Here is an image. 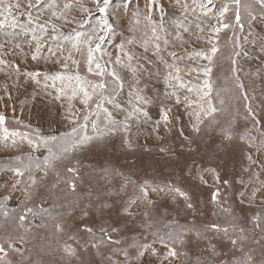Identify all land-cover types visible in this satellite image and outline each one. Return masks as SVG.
I'll list each match as a JSON object with an SVG mask.
<instances>
[{"label":"snow or ice","instance_id":"obj_1","mask_svg":"<svg viewBox=\"0 0 264 264\" xmlns=\"http://www.w3.org/2000/svg\"><path fill=\"white\" fill-rule=\"evenodd\" d=\"M152 2L155 3V0ZM109 3L110 0H94L95 8L102 18L96 25H91L88 19L77 20L68 15L74 7L78 11L91 13L92 9L85 7L80 0H68L62 6L57 4L56 0H52L48 4L50 16L43 21L39 15L33 17L31 11L34 7H41V0H36L35 4L33 0H0V32L8 38L0 43V66H3L0 67V71L12 70L14 67L18 77L24 75L37 80L38 83V77L41 76L39 71L24 72L18 64L13 66L11 61L2 57L19 51L25 61L29 56L32 61H38L46 38L63 40L64 43L58 45L46 58V62L59 65L61 71L52 74L51 84H45L44 87L55 89L50 95L55 101L60 102L62 108H65L67 112L65 119L73 125L70 132L60 133L59 136L42 135L39 129L33 130L34 135L27 131H9L6 126L7 117L0 112V131H2L0 147L17 149L20 152L12 163L0 169L11 173L9 178L0 184V187L5 189L4 194L0 195V264H183L182 258L187 256L185 249L207 240L209 232L222 234L228 239L232 249L231 256L217 251L215 246H210L207 249L208 256L198 257L196 264H257L251 251L246 250L248 229L243 225L230 221L226 225L212 223L201 229L196 228L194 224H181L176 218L181 213L185 215L191 213L195 216L198 211L195 190L200 185L209 186L208 177L211 178V186L214 189L211 203L222 207V188H230L232 182L228 179L222 180L219 166L213 167L211 162L216 160L226 162L240 144L244 145V159L248 162V166L244 167L243 171L249 174L247 182L243 178L237 181L245 187V191L239 193L241 202L247 199L248 203L252 204L256 202L259 193L261 196L259 207L264 209V180L260 179L261 173H264V120L250 104L246 105V111L251 121V128L241 132L232 122L218 124L213 118L208 125H205L213 135L204 142L203 149L197 143L198 140L203 139L200 133L204 118L220 110L212 104L211 74L215 57L220 51L219 33L229 28L244 30V22L240 16L241 0H230V3L219 6L214 0H200L199 3L193 0L195 7L181 5L185 13L184 20L174 22V39L183 45L185 42L183 34L191 33L197 41L204 40L209 48L178 55L175 51H168L170 41L167 39L164 40L163 47L159 43L154 44L153 55L159 58L166 69L163 73L166 88L164 98L173 102L175 106L186 105L189 116L188 127L193 134L186 135L184 127L178 129L179 136L184 142L179 154L175 149L165 147L159 149L168 157L167 163L176 164L180 175H175L173 171L171 177L164 180L140 179L137 176V161L134 159L127 162V172L111 165L99 169L93 167L92 172H98L106 181L120 177L116 194L120 196L123 193V196L118 207L115 202L108 203L105 200L94 202L89 199L86 203H81L82 197H77L75 200H67L65 197L66 202L59 205L63 211L55 210V206H47L49 197L58 195L57 189L62 193L77 194L79 185L85 179V173L82 171L84 167L82 154L106 153L109 148H114L111 142L116 136L120 137L124 149L133 150V137L138 134L132 131L133 121L139 123L140 116L147 117V112L143 111L141 105L151 101L143 95L139 69L132 65L135 56L131 49H126V45H133L135 41L128 39L118 44L116 47L121 55L115 57L105 52L102 47L108 34L113 31V25L108 19ZM230 4L236 9L234 22L227 17ZM253 5L258 7V12L253 10ZM197 9L203 20L195 23L193 30L190 26L191 22L186 24L184 21L187 20L189 11L195 13ZM247 14L249 27L256 21L264 24V0H252V4L247 6ZM18 16H27L26 23H19ZM54 20L63 23L57 24ZM204 21H209L206 27ZM136 23H140L139 19ZM73 24L78 27L73 28L69 33L60 31L63 26ZM159 28L164 31L162 24ZM156 32L157 27L153 26V36L159 41L160 37ZM200 33H208V35L201 36ZM148 43L144 41L145 50ZM231 43L233 45V51L229 56L231 71L236 88L244 92L245 86L240 80L237 58H248L250 46L255 58L264 66V35L254 36L249 32L248 37L241 41L236 38L234 31ZM25 45L30 50L27 53L24 52ZM165 52L171 58V62L165 58ZM77 55L86 62L87 72L99 77L100 80L94 81L80 75L81 61L76 58ZM105 56H108L107 60H104ZM185 56L188 60L207 61V64L185 65L182 69L176 62L183 60ZM125 57L126 62L123 60ZM109 64L114 65L111 70L107 67ZM115 66L127 68L132 73L133 83L129 85L132 90L129 101L131 109L125 113L122 120L117 119L111 111L103 109L104 119L101 121L97 111L95 113L97 119L91 122L92 133L89 134L86 129L90 116L93 115V104L97 110L102 109L100 101L104 99L103 94L107 88L104 78L108 76L112 78L113 95L124 86V80ZM72 69L75 71L73 72ZM193 73L196 74V79L201 81L200 83L185 81L184 77H191ZM256 75L264 80V67L258 69ZM5 76H9L7 71ZM43 76L48 79L49 73H43ZM57 81L60 82L59 86ZM25 82L17 79L11 86L5 83L3 86L5 95L0 96V101H4L5 98L11 101L10 87L17 88ZM192 95L195 99L191 98ZM96 97H99V100L94 99ZM243 98L249 99L246 93ZM108 102L115 103L112 99ZM76 103L81 107H76ZM220 103L222 105L223 100ZM116 107L120 106L116 105ZM15 111L13 108V114ZM121 111L124 110L121 108ZM160 112L165 130L171 132L173 125L169 113L172 112V106L162 104ZM13 119L16 124L24 128L30 127L15 115ZM175 119L179 121V117ZM81 131L84 132L83 135L79 134ZM159 132L160 121H156L152 133L157 139H162ZM25 142L31 150L27 154L23 153ZM40 148H45L48 152L42 162L32 155V152ZM145 151L149 149L145 148ZM185 152L187 156L182 160ZM253 166L259 170L253 171ZM50 174L54 176V180L47 183ZM60 185H63V188ZM248 188L251 190L247 191ZM17 191L22 193V199L17 207L9 208L8 202L13 199V193ZM77 209L78 216L74 215ZM170 209L176 215L171 220H167ZM222 210L231 214L230 209L222 208ZM112 211H115V218L111 216ZM37 218L42 220L40 227L47 228L51 222L53 229L51 239L55 244H50L44 251L47 255L55 257L52 260H33L32 256H25V252L28 251L26 236ZM249 222L252 224L253 233L259 231L262 234L261 239L253 238V242L261 245L264 255V243H262L264 211L254 214ZM161 223L163 229L160 227ZM12 255L19 257V260L14 261ZM260 264H264V259Z\"/></svg>","mask_w":264,"mask_h":264},{"label":"rangeland","instance_id":"obj_2","mask_svg":"<svg viewBox=\"0 0 264 264\" xmlns=\"http://www.w3.org/2000/svg\"><path fill=\"white\" fill-rule=\"evenodd\" d=\"M36 0H33L35 4ZM52 0H41V7H34L32 11L33 17L39 15L40 19L43 21L50 16V10L48 9V4ZM68 2V0H56V3L63 5V3ZM200 0H197L199 3ZM85 7L92 9L91 13H85L78 11L75 7L68 14L70 17H75L77 20L88 19L89 24L96 25L102 17L101 14L96 10L94 0H80ZM216 5H221L223 3H230V0H214ZM191 5L193 0H155V3L152 0H110L108 8V19L109 22L113 25V31L108 34L103 44V49L105 52L111 54L113 57L121 55L118 48V44L128 40L133 39L135 43L133 45H126V49H131V52L134 54L135 59L132 61L133 67L139 69L140 75V87L143 89V95H145L151 102L148 104L141 105L144 112H147V117L140 116L139 123L133 121V133H138L134 135V149L129 151L124 149L121 146V139L119 136H116L112 140L114 148H109V150L104 154H97L96 152L84 153L81 155V159L84 167L82 171L85 173L84 182H82L78 189L77 194H67L59 192L57 189L58 195L49 197L48 207L55 206V210L63 211L59 208L60 204H64L65 197L67 200H75L77 197H82L81 203H86L89 199L92 201L105 200L108 203L115 202L117 207L119 206L121 196L123 193L118 196L116 194V189L120 185V177L117 176L112 178L110 181L104 180L98 172H92V168L95 167L99 169L105 165H111L121 170L127 172V162L130 160L137 161V176L140 179H157L164 180L170 178L172 172L175 171V175L179 176L180 171L175 163H167L168 157L159 151L161 147L175 149L176 153L179 154L180 148L184 143L182 138L179 136L178 129L184 127L186 135H193L189 130V116L187 115V107L184 104L179 106L173 105V102L167 101L164 98L166 91L165 84L163 82V73L166 71L163 64H161L159 58L153 55L154 44L159 43L161 47L164 46V40L167 39L170 41L168 46V51H175L178 55H182L185 52L191 54L194 50L207 49L210 46L204 41L195 39V36L191 33H186L184 35V43L181 45L179 41L174 39V22L177 20H184V11L181 5ZM252 4V0H241L240 6V16L244 22V30L240 31L238 29L229 28L222 30L219 33V48L220 51L215 57V62L213 64V72L211 74V82L213 86V91L211 93V100L213 106L217 109H220L212 116H206L204 118V125H202V131L200 137L203 139L198 140L197 143L203 149V144L208 140L210 133L205 125L209 124V121H212L213 118L218 124H226L227 122H232V124L238 128L241 132L245 131L246 128H251L250 118L247 116L246 105H251V107L256 111L262 120H264V80H261L256 72L261 67H264L260 64V61L255 58V54L252 53L249 46V57H239L238 59V68L239 76L241 82L244 84V92L236 88L235 80L233 78V73L231 71L232 65L229 60V56L233 51V45L231 43V38L233 32L235 31V36L237 39L243 41L245 37H248L249 32L254 36L264 35V26L259 21L252 22L251 27H249V18L247 14V6ZM254 11H259L258 7L253 5ZM235 6L230 4V11L227 13L229 20L234 22L235 19ZM200 17L199 9L195 13L191 11L187 14V20L184 21L186 24L191 22V27L194 29L195 23L201 22L203 20ZM18 21L21 24L26 23L27 16H18ZM139 19L140 23L137 24L136 21ZM57 24H62V21H55ZM209 21H204V26L206 27ZM215 23V21H211ZM163 25L164 31H161L159 26ZM157 27L156 35L160 37V40L157 41L152 33V27ZM78 25H65L60 31L67 34L72 31L73 28H77ZM11 31V29H9ZM199 35L204 36L208 33H200ZM7 37L0 32V43H3ZM144 41H148L147 50H145ZM63 40H52L51 38H46L40 52V59L38 61H32L30 56L25 61L24 57L17 51L13 55H6L2 57L7 61H11L13 66L16 64L24 72H36L39 71L41 76L37 80L31 79L27 76L21 75L17 76L14 67L12 70L5 69L0 71V96L5 95L3 92V86L7 83L9 86L13 82L19 79L22 82L17 88H11L10 92L12 100L8 101L6 98L4 101H0V112H3L6 117V126L9 131H27L30 134L34 135L33 130L39 129L42 135H57L60 133H68L73 127L72 124L68 122L65 117L67 112L65 108L60 106L59 101H55L50 95L55 89L44 87L45 84H51V75L56 72L61 71L59 65H54L51 62H46V58L50 56V53L56 49L60 44H63ZM175 45V47H173ZM11 51V49H10ZM30 50L25 45L24 52L27 53ZM166 59L171 62V58L167 56V52L164 53ZM78 60L81 61L79 73L82 77H85L90 80L98 81L99 77L90 75L87 72L86 62L79 55L76 56ZM108 56L104 57V60H107ZM126 62V57L123 58ZM176 63L184 69L185 65L197 66L198 64H207V61L203 60H188L187 57L183 60L177 61ZM3 67V66H0ZM109 70L114 67V65L109 64L107 66ZM116 71L119 73L121 78L124 80V86L121 89H118L115 95L112 94V89L114 87V82L110 76L105 77L104 80L107 84V88L104 92V99L101 100L102 109L97 110L95 104H93V115L90 116L89 124L87 126V133H92L91 122L97 119L95 113L99 111V119L102 121L104 119L103 109L111 111L113 115L122 120L127 111H130L131 105L129 101L131 100V89L129 85L133 83L132 73L127 68H121L115 66ZM5 71L9 73V76H5ZM74 72L75 69H72ZM43 73H49V78L45 79ZM185 81L191 80L192 83H200L196 79V74L193 73L191 77L185 76ZM59 86V81L56 82ZM170 90V89H169ZM219 93V95H217ZM247 94L249 97L248 100H245L244 94ZM183 95V93H181ZM192 99H195V96H191ZM94 99L99 100V97ZM112 99L115 103H109L108 100ZM223 100L221 105L220 101ZM172 106V112L169 113V116L172 118V131L168 132L165 130L164 124L161 120V105ZM7 105V107L5 106ZM119 105L120 107H116ZM76 107H81L76 103ZM15 108V113L13 114L12 109ZM121 108L124 110L121 111ZM13 115L16 118L24 122V124L30 125L29 128H24L22 125L15 123ZM175 117H179V121H176ZM156 121H160V136L162 139H157L156 135L152 133V129L155 126ZM81 123L83 121L81 120ZM215 126V125H213ZM83 135L84 132L79 133ZM2 135V131H0ZM19 139V138H17ZM10 143V141H9ZM145 148L149 151H145ZM31 151L26 142L23 146V153L27 154ZM20 154L17 149H4L0 147V169L9 165L13 162V159L16 155ZM34 158L42 162L44 157L48 155V152L45 148H40L35 152H32ZM182 157V160L186 158ZM211 166H219L221 171V179H228L232 182L230 188H222V207L214 205L211 203V194L214 190L212 185L211 178L209 179V186L205 187L200 185L196 190V197L198 198V211L193 216L191 213L185 215L181 213L180 216L176 217L181 224H194L196 228H203L206 225L212 223H218L221 225L229 224L230 221L243 225L248 229L246 235L248 240L246 241V250H250L254 259H256L257 264H260V261L264 259L262 255V248L260 244L253 242V238L261 239L262 234L259 231L253 233L251 231L252 224L249 222L250 218L258 213L264 211L259 207V202L261 199L260 194L258 193L256 202L249 204L247 199L244 202H241V197L239 193L245 191L244 185H241L237 181L243 178L246 182L249 179V174L243 171L244 167L248 166V162L244 159V145L240 144L239 147L235 149L234 154L231 158L227 159L226 162L216 160L211 162ZM255 166H253V171H258ZM11 173H6L5 171H0V184H3L5 180L9 178ZM39 175V173H38ZM261 180H264V173H261ZM54 180V176L50 174V177L47 179V183H51ZM198 183V182H197ZM63 188V185H60ZM251 189L248 188L247 191ZM129 193L131 188L128 189ZM5 189L0 187V195H3ZM22 199V193L17 191L13 193V199L8 202L9 208L17 207L20 200ZM174 207V206H173ZM222 208H227L231 210V214L224 212ZM170 215L166 218L171 220L176 214L172 212L171 209ZM74 215H79V210L74 213ZM112 218H115V211L111 213ZM42 220L37 218L35 222L31 225V231L27 234L26 238L28 243L26 248L28 251L25 252V256H32L33 260H42L48 261L52 260L55 257L49 256L44 251L48 246L54 245L55 241L51 239V233L53 231L51 227V222L47 228L40 227ZM161 229H163V223L160 224ZM264 243V241H262ZM215 246L217 251L222 254H228L231 256V245L226 237L222 234H213L208 233V239L202 241L200 244L190 245L185 250L187 251V256L182 258L183 264H196L198 257H207L208 256V247ZM237 253V257H238ZM11 258L19 260V257L12 255ZM99 259V257H98Z\"/></svg>","mask_w":264,"mask_h":264},{"label":"crops","instance_id":"obj_3","mask_svg":"<svg viewBox=\"0 0 264 264\" xmlns=\"http://www.w3.org/2000/svg\"><path fill=\"white\" fill-rule=\"evenodd\" d=\"M258 23H260V22H258ZM263 26H264V24H262Z\"/></svg>","mask_w":264,"mask_h":264}]
</instances>
